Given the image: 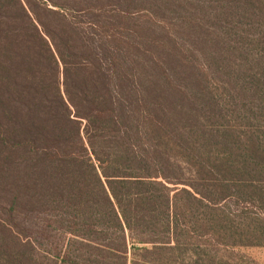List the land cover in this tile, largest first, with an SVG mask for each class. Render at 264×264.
Instances as JSON below:
<instances>
[{
	"label": "trees",
	"instance_id": "obj_1",
	"mask_svg": "<svg viewBox=\"0 0 264 264\" xmlns=\"http://www.w3.org/2000/svg\"><path fill=\"white\" fill-rule=\"evenodd\" d=\"M79 2L0 0V264L264 248V0Z\"/></svg>",
	"mask_w": 264,
	"mask_h": 264
},
{
	"label": "rangeland",
	"instance_id": "obj_2",
	"mask_svg": "<svg viewBox=\"0 0 264 264\" xmlns=\"http://www.w3.org/2000/svg\"><path fill=\"white\" fill-rule=\"evenodd\" d=\"M58 1L62 4L72 5L78 9V6H83V2H79L78 0H53ZM86 3H89V0H85ZM139 1V0H137ZM96 2L93 4L95 6ZM135 9V7H130L129 9ZM47 21V20H45ZM44 24L49 25V22H44ZM235 254H240L243 257V260L239 262V264H264V248H241L234 250Z\"/></svg>",
	"mask_w": 264,
	"mask_h": 264
}]
</instances>
